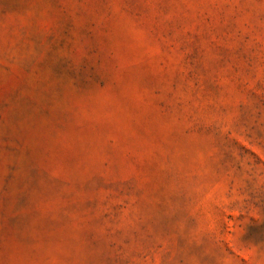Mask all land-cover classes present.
I'll return each mask as SVG.
<instances>
[{
    "label": "rangeland",
    "instance_id": "374dc122",
    "mask_svg": "<svg viewBox=\"0 0 264 264\" xmlns=\"http://www.w3.org/2000/svg\"><path fill=\"white\" fill-rule=\"evenodd\" d=\"M0 264H264V0H0Z\"/></svg>",
    "mask_w": 264,
    "mask_h": 264
}]
</instances>
